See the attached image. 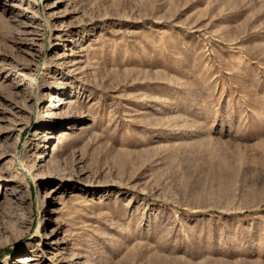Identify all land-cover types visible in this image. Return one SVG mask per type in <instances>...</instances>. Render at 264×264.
Masks as SVG:
<instances>
[{
    "label": "rangeland",
    "instance_id": "1",
    "mask_svg": "<svg viewBox=\"0 0 264 264\" xmlns=\"http://www.w3.org/2000/svg\"><path fill=\"white\" fill-rule=\"evenodd\" d=\"M31 254L264 264V0H0V264Z\"/></svg>",
    "mask_w": 264,
    "mask_h": 264
},
{
    "label": "bare ground",
    "instance_id": "2",
    "mask_svg": "<svg viewBox=\"0 0 264 264\" xmlns=\"http://www.w3.org/2000/svg\"><path fill=\"white\" fill-rule=\"evenodd\" d=\"M70 65H71V66H74V62L72 61ZM30 78H31V77H30ZM35 79H36V78H34V80H30V81H33L34 84L36 83V87H38V88H39V87H43L42 84L40 85L39 81H38V82H35V81H36ZM46 222L49 223V222H48V219H47ZM52 249H53V248H52ZM57 249H58V248H57ZM47 253H48V252H47ZM51 253H52L51 257H52L53 259L64 260V259H63V252H61V251H56V252H51ZM36 259H37V258H36V257H33V255L31 254V255L23 256V257H22V260H20V263H22V264H32Z\"/></svg>",
    "mask_w": 264,
    "mask_h": 264
}]
</instances>
